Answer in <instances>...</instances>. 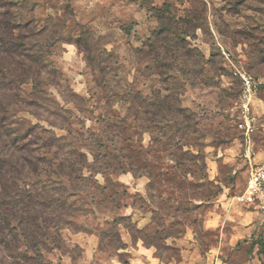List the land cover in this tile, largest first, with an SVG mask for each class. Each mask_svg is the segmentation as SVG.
I'll list each match as a JSON object with an SVG mask.
<instances>
[{
  "label": "rangeland",
  "instance_id": "rangeland-1",
  "mask_svg": "<svg viewBox=\"0 0 264 264\" xmlns=\"http://www.w3.org/2000/svg\"><path fill=\"white\" fill-rule=\"evenodd\" d=\"M0 2L17 4L15 35L52 51L64 76L49 87L45 109L25 96L13 127L67 136L91 163L97 156L92 183L105 187L89 190L100 204L89 193L70 198L79 210L48 259L264 264V216L234 199L249 166L238 153L242 73L257 83L252 157L264 163V0ZM23 88L31 94L33 85ZM177 104L190 111L166 109Z\"/></svg>",
  "mask_w": 264,
  "mask_h": 264
},
{
  "label": "trees",
  "instance_id": "trees-1",
  "mask_svg": "<svg viewBox=\"0 0 264 264\" xmlns=\"http://www.w3.org/2000/svg\"><path fill=\"white\" fill-rule=\"evenodd\" d=\"M12 4L6 8L0 2V264H55L45 252L61 249V231L79 210L76 197L88 194L91 188L105 187L92 183L95 172L100 171L93 167L98 164L97 156L91 163L67 136L52 135L46 127L33 135L36 125L24 131L13 127L18 111L28 102L25 96L45 109L49 87L59 88L64 76L49 59L52 51L39 48L34 36L15 35L20 25L10 9ZM28 83L33 85L31 94L23 88ZM151 107L152 111L158 108ZM166 109L180 114L190 111L180 104ZM30 135L33 137L28 139ZM54 147L51 160L48 148ZM51 164L57 170L49 169ZM46 175L55 176L50 185ZM89 194L92 204H100L96 195Z\"/></svg>",
  "mask_w": 264,
  "mask_h": 264
},
{
  "label": "built area",
  "instance_id": "built-area-1",
  "mask_svg": "<svg viewBox=\"0 0 264 264\" xmlns=\"http://www.w3.org/2000/svg\"><path fill=\"white\" fill-rule=\"evenodd\" d=\"M245 92L243 98L247 101L245 107V122L240 124L245 129L247 136L246 157L249 163V177L245 188L238 193L234 199L237 202L252 207L264 216V163H253V143L251 140V132L253 127L251 121L254 120L250 116L249 104L253 93L256 91L257 83L248 73L241 74Z\"/></svg>",
  "mask_w": 264,
  "mask_h": 264
},
{
  "label": "crops",
  "instance_id": "crops-1",
  "mask_svg": "<svg viewBox=\"0 0 264 264\" xmlns=\"http://www.w3.org/2000/svg\"><path fill=\"white\" fill-rule=\"evenodd\" d=\"M244 135H245L246 138L244 139V142H241V143H240L243 149H241L238 153H239V155H240L241 161L243 162L242 164H243V165H249V164H248V159H247V157H246L247 136H246L245 131H244ZM245 140H246V141H245ZM251 140H252V139H251ZM246 173L248 174V175H247V179H248V177H249V166H247ZM244 188H245V187H244ZM247 207H249V206H247ZM251 209H252V212H254V213H255V212H258L257 210L254 211L255 209L252 208V207H251Z\"/></svg>",
  "mask_w": 264,
  "mask_h": 264
}]
</instances>
